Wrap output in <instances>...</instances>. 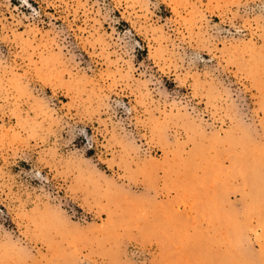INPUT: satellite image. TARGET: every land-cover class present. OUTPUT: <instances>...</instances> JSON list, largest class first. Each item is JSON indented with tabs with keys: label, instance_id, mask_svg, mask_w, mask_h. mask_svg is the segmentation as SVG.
Instances as JSON below:
<instances>
[{
	"label": "rangeland",
	"instance_id": "374dc122",
	"mask_svg": "<svg viewBox=\"0 0 264 264\" xmlns=\"http://www.w3.org/2000/svg\"><path fill=\"white\" fill-rule=\"evenodd\" d=\"M0 264H264V0H0Z\"/></svg>",
	"mask_w": 264,
	"mask_h": 264
}]
</instances>
